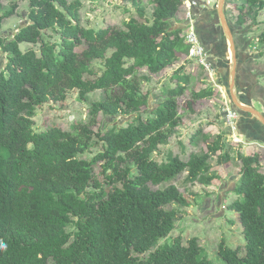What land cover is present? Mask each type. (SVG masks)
Returning a JSON list of instances; mask_svg holds the SVG:
<instances>
[{
    "label": "trees",
    "instance_id": "1",
    "mask_svg": "<svg viewBox=\"0 0 264 264\" xmlns=\"http://www.w3.org/2000/svg\"><path fill=\"white\" fill-rule=\"evenodd\" d=\"M128 1L143 21L130 17L122 27L93 29L81 24V0H27L26 23L6 37L3 20L15 6L0 12V53L6 55L0 68V264H214L196 237L184 244L178 235L160 244L175 229L173 206L190 205L170 181L185 172V181L209 186L219 179L210 171L216 153L218 164L235 157L223 151L222 134L210 142L203 134L206 150L190 153L187 161L171 154L165 162L155 160L181 123L178 98L192 80L184 65L177 67L175 86L149 111V91L142 93L141 85L180 54L187 56L189 46L175 24L181 0H153L151 18H145L141 0ZM236 9V23L243 26L244 11H254L258 21L264 0H244ZM258 40L264 45V31ZM22 43L38 49L22 51ZM96 60L103 62L102 73L87 78L95 74ZM74 90L81 99L98 90L104 96L70 131H37L36 109L63 102ZM212 91L207 87L192 98L211 97ZM143 107L152 116L143 118ZM99 114L130 118L94 131ZM98 142L101 149L91 159L81 156ZM236 159L240 177L228 209L237 214L245 244L240 252L221 241L218 255L225 264H264L260 156L239 153Z\"/></svg>",
    "mask_w": 264,
    "mask_h": 264
},
{
    "label": "rangeland",
    "instance_id": "2",
    "mask_svg": "<svg viewBox=\"0 0 264 264\" xmlns=\"http://www.w3.org/2000/svg\"><path fill=\"white\" fill-rule=\"evenodd\" d=\"M81 1L82 7L79 11L80 20L82 26L86 28L122 27L123 21L128 20L130 17H135L139 21L144 20V18L139 17L135 8L128 0ZM241 1L229 0L230 4L234 2L233 5L236 4V6L241 4ZM141 4L145 6V18H151V11L154 7L153 0H141ZM13 6H15L13 10L14 14L3 20L2 29L3 36L5 37L11 35L10 32L16 31L25 22L24 17H26L28 12L27 0H2V9L0 12L3 13L12 10L11 8ZM236 6L234 7L236 8ZM254 14V11L251 14H247L245 11L243 13L247 24H250V26L247 25L248 31L252 28L249 31L250 41H252L249 54L256 56L255 61L257 62L256 69H253V66H251V69H248L241 77L242 81L246 84H254L255 79L264 83V45L258 40V37L264 31V9L260 11V17L258 16V19H261L260 21L254 22L252 20ZM255 45L256 47H254ZM37 46L22 43L20 48L22 51L29 48L37 50ZM84 47L85 45L77 48V51H80ZM5 57V54L0 53V68H3L6 64ZM253 62V58H251V65ZM181 65H184L183 73L188 74L192 80L185 93L178 98V112L182 117L181 123L176 128L174 135L168 143L161 145L157 152L153 154V157L159 162H165L171 154L179 156L183 161H187L190 153L205 151L206 143L215 139L218 134H222L224 136L223 142L225 143L223 151L230 153V156L235 158L229 162L218 164L216 158L220 151L216 153L211 160L212 167L210 171L218 174L219 179H214L209 186L202 185L198 182L190 183L185 181V172L170 181V183L175 184L188 198L190 205L184 207L173 206L178 209L175 229L160 244L170 243L173 236L176 237L178 235H181L184 244L190 238L196 237L204 254L214 264H225L224 260L218 255L220 242H225L231 248H238L240 252H243L245 244L242 234L243 227H241L237 214L235 211L228 209V205L236 197L234 191L230 189L234 187L240 177L241 162L236 157L239 153H258L260 156V171L264 174V144L258 141H264V133L259 131L261 122L263 124L264 122L260 121L259 117L257 118L258 115L254 114V117L249 116L256 122L253 127L247 126L248 123L244 121L240 123V116L232 126L226 124L224 120L227 113L222 112L220 109L221 106L224 105L226 108V104H230V98L226 91L219 90L217 93L215 92V95L209 100L193 99V92H198L199 89H203L202 86L204 84H211V82L214 84L215 80L211 79L208 75H204L202 68L197 67V64L193 60H189L186 56L179 58L173 65L165 68L161 72L150 74V80L148 82H142V93L149 91V103L146 106L148 111L156 106L158 98L164 90L175 86L176 80L172 76L177 67ZM92 67L95 74H86L87 78L99 76L103 70V62L96 60L92 63ZM140 72L144 73L145 71ZM202 79H205V81ZM238 85L241 86L240 84ZM251 88L253 89V85ZM103 96L102 91L98 90L89 93L85 99H81L76 90L69 91L63 102L50 101L36 109L35 117H33L35 128L40 132L51 126H58L63 130L70 131L72 125L87 119L90 104L102 99ZM251 102L257 108L262 107L259 102L254 103L253 100ZM146 107L142 108L143 118L152 116L149 112H146ZM128 118L130 116H118L107 119L102 114H99L93 130L97 131L100 127L107 129L114 124H124V121ZM199 130L201 134L194 140H191V137ZM203 134L209 135L208 142L202 139ZM100 149V142L95 143L81 156L86 159H91ZM99 171L100 168L98 165L95 166L96 177L100 181H103V176L98 174ZM165 185L167 183L152 187L161 188Z\"/></svg>",
    "mask_w": 264,
    "mask_h": 264
},
{
    "label": "crops",
    "instance_id": "3",
    "mask_svg": "<svg viewBox=\"0 0 264 264\" xmlns=\"http://www.w3.org/2000/svg\"><path fill=\"white\" fill-rule=\"evenodd\" d=\"M218 3L219 0H211V3L192 10L191 18L194 31L206 52L208 62L212 66L213 73L210 78L215 80L213 84V82L208 79L211 84L207 83L202 86L203 89L212 87L213 93L211 97L200 98L197 100H209L215 95V92L217 93L219 90L226 91L230 98L231 105L226 104V108L224 105L221 106L220 109L222 112H225L227 109L235 113L238 112V107L234 103V100L236 99L240 103L248 104L251 108H254L264 115V83L255 79L254 84H246L241 79L244 73H246L248 69H251V66H253V69H256L257 67V62L255 61L256 56L249 54V49L252 43V41H250L251 37H249V31L252 30V28L248 31L247 25L250 26V24H247V22L243 24V26L236 23L238 10H235L236 8L234 6H236V4L233 5L234 2L230 4L229 0H226V8L223 14H221L218 9ZM242 3H244V0L241 1V4ZM175 20V24L179 25L181 28L185 29L188 27V19H185L183 13L179 10L176 14ZM257 20L260 21L261 19ZM10 34H12V32H10ZM254 47H256V45ZM182 57H185V55L180 54V58ZM251 58H253L254 61L252 65ZM202 80L205 81V79ZM237 82L241 86H239ZM252 85L253 89L251 88ZM252 100L254 103L259 102L262 107H255V104H251ZM243 112L244 111H242V113ZM238 114L237 116H240V123L244 121L248 123L247 126H255L256 122L249 117H254L253 113L245 111L244 115ZM238 117H236V120ZM260 125L261 128L259 131L264 133V124L261 122ZM258 141L264 144V141ZM234 187L230 190L235 191Z\"/></svg>",
    "mask_w": 264,
    "mask_h": 264
},
{
    "label": "built area",
    "instance_id": "4",
    "mask_svg": "<svg viewBox=\"0 0 264 264\" xmlns=\"http://www.w3.org/2000/svg\"><path fill=\"white\" fill-rule=\"evenodd\" d=\"M211 3V0H181V5L179 7V11H181L184 15L185 19H188V27L184 29V32L181 34L186 44H188V54L187 58L189 60H193L194 63L197 64V67H201L204 75H208L211 77L213 73L212 66L207 60L206 52L203 46L200 44L198 36L194 31L193 23H192V10L194 8H201L207 4ZM178 13V12H177ZM224 122L230 126L236 120L237 114L230 110L227 111L225 115Z\"/></svg>",
    "mask_w": 264,
    "mask_h": 264
},
{
    "label": "water",
    "instance_id": "5",
    "mask_svg": "<svg viewBox=\"0 0 264 264\" xmlns=\"http://www.w3.org/2000/svg\"><path fill=\"white\" fill-rule=\"evenodd\" d=\"M225 8H226V0H219L218 9L221 12V14H223ZM24 19H25V23H26V21H27L26 17H24ZM234 103L238 107V113L239 114H242V111H244V112L248 111V112H251L255 115H258L257 117H259V119L264 122V115L261 114L260 112H258L257 110H255L254 108H251L248 104L240 103L236 99L234 100Z\"/></svg>",
    "mask_w": 264,
    "mask_h": 264
},
{
    "label": "clouds",
    "instance_id": "6",
    "mask_svg": "<svg viewBox=\"0 0 264 264\" xmlns=\"http://www.w3.org/2000/svg\"><path fill=\"white\" fill-rule=\"evenodd\" d=\"M17 30H18V29H17ZM17 30H16V31H17ZM183 30H184V28H183ZM16 31H14V32H16ZM228 110H229V109H227L225 112L227 113ZM230 111H231V110H230ZM236 114H238V112H236Z\"/></svg>",
    "mask_w": 264,
    "mask_h": 264
}]
</instances>
